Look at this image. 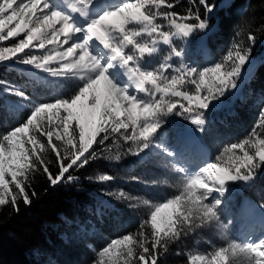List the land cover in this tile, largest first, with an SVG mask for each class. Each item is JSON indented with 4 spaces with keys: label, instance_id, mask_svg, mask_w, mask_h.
Wrapping results in <instances>:
<instances>
[{
    "label": "snow or ice",
    "instance_id": "1",
    "mask_svg": "<svg viewBox=\"0 0 264 264\" xmlns=\"http://www.w3.org/2000/svg\"><path fill=\"white\" fill-rule=\"evenodd\" d=\"M199 3L208 16L201 18L191 10L186 15L165 10L175 8L173 0H122L119 4L106 0H0V42L24 34L13 46L0 48V61L16 57L52 77L79 81L70 96L54 102L32 103L21 91L5 90L25 102L16 107L31 105V111L24 122L0 135V205L8 203L6 197L10 196L12 205L18 207V194L25 204L30 203L18 177L28 179V169L36 168L32 156L43 166L49 183L56 186L73 180L70 170L88 165L96 158L93 145L112 137L129 144L133 155L158 150L165 167L178 174L181 190L153 204L136 233L110 240L99 250L94 264H130L134 256H138V264H158V246L167 252L168 242L182 235L225 227L221 217L227 206L221 197L228 191V183L242 181L251 187L258 170L264 168V96L259 100L258 122L247 136L224 145L214 160L190 171L183 148L169 146L163 133L169 117L179 116L194 126L178 136V145L190 138L198 141L200 137L194 134L206 132V112L216 107L213 102L229 92L235 95L257 71L251 48L243 44H234L221 61L210 66L185 63V51L177 42L196 32L206 37L212 31L209 21L214 6L208 0ZM248 40L254 43L255 37L250 34ZM47 45L55 46L47 54L18 55ZM54 62L58 67H50ZM42 114H48L52 124L54 118L59 119L56 127L61 131L55 132V139L61 145L52 143L55 129H41ZM71 122L76 127L70 132ZM30 131L47 136L56 153L57 174L37 155V145L40 151L45 146ZM25 143L32 149H25ZM8 176L18 194L10 190ZM99 179L114 177L102 175ZM258 207L264 209V202ZM249 211L250 206L240 210L241 215ZM147 226L150 234L144 230ZM149 242L151 248L146 246ZM136 248L142 251L137 253ZM237 255L247 257L248 264H264V237L228 239L209 251L190 252L186 264H234Z\"/></svg>",
    "mask_w": 264,
    "mask_h": 264
},
{
    "label": "trees",
    "instance_id": "2",
    "mask_svg": "<svg viewBox=\"0 0 264 264\" xmlns=\"http://www.w3.org/2000/svg\"><path fill=\"white\" fill-rule=\"evenodd\" d=\"M106 2L110 3V0ZM173 2L175 8L165 10L180 15L191 10L198 12L201 18L209 15L199 0ZM208 4L214 6L209 21L212 31L206 37L196 32L186 41L177 42L185 51V63L198 68L210 66L221 61L234 44H243L251 48L252 62L257 65L254 77L242 86L238 96L232 98V92H229L221 98L225 105L206 112L207 130L201 140L207 150V160L212 161L224 145L247 136L258 122L259 100L264 96V0H208ZM250 34L255 37L254 43L248 40ZM23 38L24 34H21L2 41L0 48L11 47ZM49 50L51 46L47 45L45 49L29 48L18 55L41 56ZM50 67L56 68L58 64L54 62ZM78 83L75 79L52 77L32 65L20 63L16 57L0 61V135L24 122L31 111V105L16 107L25 102L6 89L25 93L32 103L54 102L70 96ZM168 119L170 123L163 127V133L169 146L175 147L187 121L179 116ZM75 127V122H71L70 132ZM41 129H53V124L43 114ZM29 135H35L44 144L43 151L37 145V155L43 157L52 174H57L56 153L51 150L47 136L32 131ZM76 135L78 137V129ZM52 143L61 145L54 135ZM24 147L32 149L31 144L25 143ZM93 147L96 158L82 169L70 170L74 179L63 180L56 186L49 183L43 166L36 156H32L36 168L28 169V179L18 177L24 183L29 204L23 202L11 177H7L10 190L18 194V207L12 205L10 196L6 197L8 203L0 205V264H94L99 259V250L110 240L136 233L153 204L173 197L181 190L178 174L165 167L164 158L156 154L158 150L133 155L128 151L129 144L112 137ZM60 151L63 155V147ZM117 155L118 160L115 159ZM194 159L198 157L194 155ZM102 175L114 179L101 181ZM250 183L251 187L242 181L228 183V191L221 198L227 206L221 217L223 229H196L177 241L168 242L167 252L158 246V264H186L190 252L209 251L226 244L228 239L246 241L240 236L239 220L233 210H238L244 200L257 206L264 202V168L258 170L256 179ZM121 193L125 195L121 196ZM145 200L150 203L145 204ZM261 211L264 214V209ZM144 230L151 232L150 226ZM146 246L151 248V243ZM141 251L136 248L137 253ZM177 252L182 254L177 255ZM233 259L234 264H248L243 255ZM130 264H138V256H134Z\"/></svg>",
    "mask_w": 264,
    "mask_h": 264
},
{
    "label": "rangeland",
    "instance_id": "3",
    "mask_svg": "<svg viewBox=\"0 0 264 264\" xmlns=\"http://www.w3.org/2000/svg\"><path fill=\"white\" fill-rule=\"evenodd\" d=\"M18 1L19 0H17V2ZM111 3L112 4H119L118 1L117 2L113 1ZM49 46H51V49L53 47H55L54 45H49ZM240 89L236 90L235 95H233V93H232V98H235L236 96L239 95ZM219 106H222V105H216V107H219ZM43 115H44L45 119H48V114H43ZM54 119H55V123L53 124V129H55V131H54V136H55V132L61 131V129L56 127V125L59 124V119L58 118H54ZM186 127H187V124H186ZM185 130H186V128H185ZM185 130L181 134H183L185 132ZM194 135L197 136L196 134H194ZM199 139L201 140V137ZM177 146H180L183 148L184 154L186 157V164H188L189 168L194 166V164H195L196 160L194 159V155L198 156V154H200V152H204V154H205V150L199 146V140L198 141L196 140V142H193V143L186 141V143L184 145H178V140H177L175 147H177ZM204 162H206V158L201 159L200 163H196V165L202 164ZM225 194H226V192H225ZM223 197H221V198H223ZM247 206L251 207V211L247 212L246 214L241 215L240 210L242 208L247 207ZM252 207H253L252 204L248 200H244L243 203L240 205L239 209L238 210L234 209L233 213L237 217V219L239 220V230H241V232H240L241 236L247 240L248 239L258 240V239H261L262 237H264V228H262V226H261L262 221H264V214L262 213L260 208H259V210L256 209L257 206H255V210H257L258 212L254 213V211L252 210ZM243 231H245L247 234L245 235L244 233H242ZM105 259H107V258H105Z\"/></svg>",
    "mask_w": 264,
    "mask_h": 264
},
{
    "label": "bare ground",
    "instance_id": "4",
    "mask_svg": "<svg viewBox=\"0 0 264 264\" xmlns=\"http://www.w3.org/2000/svg\"><path fill=\"white\" fill-rule=\"evenodd\" d=\"M19 2V1H18ZM64 47H67V45H64ZM192 127H194V126H192V125H190L188 122H187V127H186V129H190V128H192ZM198 137H200V134L199 133H195ZM188 142H191V143H193V142H196V140L195 139H188L187 140ZM199 146L200 147H202L203 149H204V145H203V143H202V141L199 139ZM201 153V152H200ZM254 208H253V211H254V213H257L258 211L257 210H255V206H253ZM256 209H258L259 210V207L257 206L256 207Z\"/></svg>",
    "mask_w": 264,
    "mask_h": 264
},
{
    "label": "built area",
    "instance_id": "5",
    "mask_svg": "<svg viewBox=\"0 0 264 264\" xmlns=\"http://www.w3.org/2000/svg\"><path fill=\"white\" fill-rule=\"evenodd\" d=\"M221 103H222L221 101L215 102L216 105H221Z\"/></svg>",
    "mask_w": 264,
    "mask_h": 264
}]
</instances>
